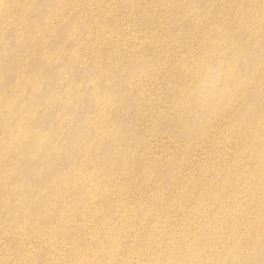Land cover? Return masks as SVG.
<instances>
[{"label": "rangeland", "instance_id": "1", "mask_svg": "<svg viewBox=\"0 0 264 264\" xmlns=\"http://www.w3.org/2000/svg\"><path fill=\"white\" fill-rule=\"evenodd\" d=\"M193 261L264 264V0H0V264Z\"/></svg>", "mask_w": 264, "mask_h": 264}, {"label": "bare ground", "instance_id": "2", "mask_svg": "<svg viewBox=\"0 0 264 264\" xmlns=\"http://www.w3.org/2000/svg\"><path fill=\"white\" fill-rule=\"evenodd\" d=\"M176 258H173V260H175ZM182 263H184L185 261H181ZM114 264H117L116 262H113ZM128 263H130V262H125V263H123V264H128ZM141 264H157V263H152V262H143V263H141ZM190 264H199L197 261H193V262H191Z\"/></svg>", "mask_w": 264, "mask_h": 264}]
</instances>
